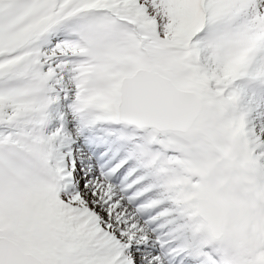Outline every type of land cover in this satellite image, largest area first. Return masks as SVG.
I'll use <instances>...</instances> for the list:
<instances>
[{"label": "snow or ice", "instance_id": "1", "mask_svg": "<svg viewBox=\"0 0 264 264\" xmlns=\"http://www.w3.org/2000/svg\"><path fill=\"white\" fill-rule=\"evenodd\" d=\"M0 264H264V0H0Z\"/></svg>", "mask_w": 264, "mask_h": 264}]
</instances>
